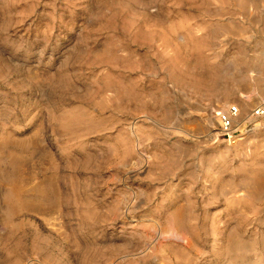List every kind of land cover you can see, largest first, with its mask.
Listing matches in <instances>:
<instances>
[{"label": "rangeland", "instance_id": "rangeland-1", "mask_svg": "<svg viewBox=\"0 0 264 264\" xmlns=\"http://www.w3.org/2000/svg\"><path fill=\"white\" fill-rule=\"evenodd\" d=\"M262 102L264 0H0V264H264Z\"/></svg>", "mask_w": 264, "mask_h": 264}, {"label": "built area", "instance_id": "built-area-1", "mask_svg": "<svg viewBox=\"0 0 264 264\" xmlns=\"http://www.w3.org/2000/svg\"><path fill=\"white\" fill-rule=\"evenodd\" d=\"M238 114L239 108L237 106H232L227 111H219L216 113L218 121L217 139L220 137H225L227 141L235 139L236 131L233 130V121ZM251 118L264 123V102L251 110Z\"/></svg>", "mask_w": 264, "mask_h": 264}, {"label": "water", "instance_id": "water-1", "mask_svg": "<svg viewBox=\"0 0 264 264\" xmlns=\"http://www.w3.org/2000/svg\"><path fill=\"white\" fill-rule=\"evenodd\" d=\"M220 139H222V140H226V138H225V137H220Z\"/></svg>", "mask_w": 264, "mask_h": 264}]
</instances>
